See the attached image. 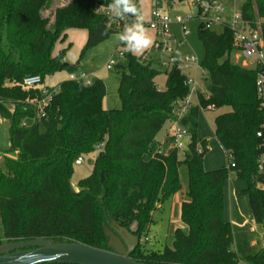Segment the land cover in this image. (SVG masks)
<instances>
[{"label":"trees","instance_id":"16d2710c","mask_svg":"<svg viewBox=\"0 0 264 264\" xmlns=\"http://www.w3.org/2000/svg\"><path fill=\"white\" fill-rule=\"evenodd\" d=\"M176 1L152 0L153 9ZM52 3L0 0V115L11 121L13 154L0 163V244L46 237L110 250L103 226L110 228L108 222L145 240L157 205L183 189L184 170L185 227L175 230L170 246L148 249L145 241L131 257L147 264H240L231 222L224 217V185L229 170L247 181L242 193L250 200L254 223L264 226V188L258 187L264 178L257 169L263 114L257 70L230 58L237 51L232 32L226 28L217 33L202 22L198 26L207 94L199 92L198 102L180 119L191 141L179 158L171 137L163 149L155 142L166 122L178 119L176 112L190 92L187 77L175 67L166 69L165 88H160L156 79L162 71L145 54L123 51L126 65L114 66L120 73V108L104 106L103 80L85 85L68 79L59 84L45 115L38 116L36 104L42 94L39 88H26L24 79L40 75L44 84L48 74L63 68L78 72L82 67L80 60L65 64L66 49L54 54L67 30L88 31L84 53L124 29L95 11L96 4L112 0H70L57 6L50 18L43 12ZM242 10L253 28L260 25L264 39V0H245ZM208 106L228 109L216 117L214 130L228 163L213 170L204 168L200 156L207 154L208 140L198 138L200 110ZM102 142L94 172L75 190L70 181L73 162ZM246 259L264 264V250Z\"/></svg>","mask_w":264,"mask_h":264},{"label":"rangeland","instance_id":"374dc122","mask_svg":"<svg viewBox=\"0 0 264 264\" xmlns=\"http://www.w3.org/2000/svg\"><path fill=\"white\" fill-rule=\"evenodd\" d=\"M69 1L70 0H53L52 6L43 12L44 15L53 18L55 8L59 5L66 4ZM139 2L141 12L145 15V19L151 18V11L153 8L152 0H139ZM159 10L162 14H166L171 17L181 16L185 20L189 13V1L177 0L172 6L166 5L160 7ZM199 24L200 20L197 18L190 19L187 22V26L191 33L186 37V41L183 36L182 24L172 22L169 25V32L172 33L178 42L176 44L177 56L182 57L186 54H195L200 62L204 59L205 48L198 35ZM144 26L154 41V39L157 37L156 30L147 25ZM213 30L217 33H221L223 28L221 26H215ZM119 33L115 32L111 34L107 40L93 48L86 50L84 53H82L84 47L81 46L79 42L80 38L74 37L70 33V38L69 35H67L66 38L62 40V42L67 43L64 59L65 62L69 65H75L83 57H87L85 55L93 54L96 51L94 57L89 61V63H86L85 67L87 70L98 72V74H100L99 76H101L99 78L102 79L108 75L117 77L118 79L120 77V73L115 70V68L108 70L106 65L111 55L107 54V52L111 49V46L114 44V42H118L115 40V36ZM124 48L127 51L125 46ZM143 54L151 57L154 60V67L162 71V74L157 77L156 81L160 88H165L166 75L164 71L166 70V67L160 61L161 54L152 50L151 47L146 49ZM143 54L136 55L140 56ZM166 57L167 55H163V58ZM116 58L117 63L126 65L127 61L124 57L116 53ZM230 58L234 63H237L243 67L251 68L252 66L250 62L246 63L240 58L238 51H233L230 55ZM188 74L191 77H195L200 92L207 94L208 78L205 70L202 67H199L197 70H192ZM70 75L71 72L68 69L63 68L62 70L48 74L45 77L44 85H56L59 82L70 79ZM193 101L194 103L198 102L196 96L193 97ZM225 111H228V109L201 108L200 110L198 119V138L207 139L209 147L207 154L203 157V165L206 170L221 168L227 166L228 163L227 154L214 134L215 119L219 114ZM10 126L11 121L7 117L0 115V163L3 162L6 155H13L9 152L11 144ZM171 126L172 124L167 121L157 135L155 142L156 145L159 143L163 144L165 142L167 132ZM99 151L100 147H95L92 152L82 155V163L77 164L76 162H73L70 181L75 190H80L81 181L89 177L94 172L95 160ZM181 175L183 179V189L170 198L166 199L163 204H160L159 207H157L153 212L154 221L149 227L147 239H145V241L148 240L145 244L146 248L148 249L162 250L165 246H170L173 241L175 230L178 227H185L181 219V203L183 201V197L185 195L184 191L186 189V173L184 170L181 171ZM246 185L247 181L244 178H240L234 170H229V176L224 185V217L226 220L231 222L234 239L233 248L242 259L240 264H250L246 257L264 250V226H257L254 223L250 200L248 196L242 193V189L245 188ZM103 226L105 227V230L107 228L109 229L107 223H104Z\"/></svg>","mask_w":264,"mask_h":264},{"label":"built area","instance_id":"2783aa9c","mask_svg":"<svg viewBox=\"0 0 264 264\" xmlns=\"http://www.w3.org/2000/svg\"><path fill=\"white\" fill-rule=\"evenodd\" d=\"M189 1V13L184 20L181 16L171 17L166 14H162L159 9H152L151 18L145 19V25L156 30L157 37L154 39L151 49L161 54L160 61L166 67L170 69L172 67L177 68L183 74L186 75V84L190 88V92L186 99L183 101L181 107L176 112L178 117L172 123L170 127L169 135L172 138V145L178 150L179 158L184 156V151L191 141V134L180 123V119L184 116L185 112L195 104L193 96H198L200 90L198 88L195 77H191L188 73L192 70H197L201 66V62L195 54H186L179 57L176 55L177 39L169 32V25L172 22H177L183 26V36L186 41V37L191 33L187 26V22L190 19L197 18L203 23L204 27L213 30L215 26H221L223 29H229L232 32L234 44L239 56L246 63L252 64L251 68L257 70L256 78V91L259 100V106L263 114L262 123L257 136L263 140V150L259 154L257 160L258 172L264 178V39L260 25L253 28L250 23L245 19L243 14V4L245 0H188ZM138 9L141 11L139 0H134ZM111 3H98L96 4V13L110 17L112 20L118 22L124 26L125 23L131 21V17H125L124 20L116 18L108 5ZM159 36V37H158ZM161 37V38H160ZM123 57V50L118 49L116 51ZM116 53L113 54L108 62V69L114 68L116 62ZM163 55H167L163 58ZM90 75L84 71L77 73H71L70 79L82 80L85 85H91ZM24 86L26 88H39L42 97L37 101L38 116L45 115L46 107L52 100L53 96L58 93L59 86H44L42 77L40 75H31L24 79ZM198 99V98H197ZM207 108H214L208 106ZM95 147H104V142L97 144ZM83 162V158L79 157L76 160L77 164ZM258 187L264 188V179L258 184Z\"/></svg>","mask_w":264,"mask_h":264},{"label":"water","instance_id":"95a60500","mask_svg":"<svg viewBox=\"0 0 264 264\" xmlns=\"http://www.w3.org/2000/svg\"><path fill=\"white\" fill-rule=\"evenodd\" d=\"M200 156L203 158L205 153ZM108 223L110 250L77 241L57 242L41 237L0 244V264H147L131 257L140 244V237L126 227Z\"/></svg>","mask_w":264,"mask_h":264},{"label":"clouds","instance_id":"9594fccd","mask_svg":"<svg viewBox=\"0 0 264 264\" xmlns=\"http://www.w3.org/2000/svg\"><path fill=\"white\" fill-rule=\"evenodd\" d=\"M108 7L116 18H132L129 23H125L123 31L115 36V40L122 43L127 51L134 55L143 54L152 46L153 39L144 26L145 15L138 9L134 0H112Z\"/></svg>","mask_w":264,"mask_h":264},{"label":"crops","instance_id":"0c3cea01","mask_svg":"<svg viewBox=\"0 0 264 264\" xmlns=\"http://www.w3.org/2000/svg\"><path fill=\"white\" fill-rule=\"evenodd\" d=\"M149 19H146V20H149ZM66 33H67V35H69V38H70V33L74 37H79L80 38V40H79L80 45L83 46V47L85 46V44L87 42V39H88V31L86 29L71 28V29H68ZM66 48H67V43H64L62 41H59L56 44L54 54L57 55L62 49H66ZM118 49L127 52L125 50L124 45L122 43L114 42V44H112V46H111V49L107 52V54H109V55L111 54L109 60L111 59V57L113 56V54ZM93 50H95V49H93ZM94 54H96V51L93 54L85 55L87 57H83L80 60V64L82 66L81 69H80V71H84V72L88 73V75H90L89 77H90V79H91L92 82H94V80H96V79H102V78H99L101 76H99L100 74H98V72H95L93 70H89L88 71L87 68L85 67L86 66V63H89V61L94 57ZM107 65H108V63H107ZM107 65H106V68L108 69ZM80 71H78V72H80ZM102 80L104 81V83L106 85V89H107V92H106L107 94H106V96L104 98V101H105L104 102V106L106 108H108V109H118V108H120L121 107V100L119 98L120 96L118 97V94H119L118 90H119V85H120V77L117 79V77H112L111 75H108V76H105ZM60 83L61 82H59L56 85H50V84L49 85L48 84L47 85H44L43 84V85L44 86H52V87H55V86H59ZM196 97L198 98V96H196ZM169 132H170V129L167 132L166 138L167 137H170ZM165 141H166V139H165ZM164 143L161 144V146H160L161 149H163Z\"/></svg>","mask_w":264,"mask_h":264},{"label":"flooded vegetation","instance_id":"af4514ba","mask_svg":"<svg viewBox=\"0 0 264 264\" xmlns=\"http://www.w3.org/2000/svg\"><path fill=\"white\" fill-rule=\"evenodd\" d=\"M141 239V241H140V243H144L145 242V240H143L142 238H140ZM147 239V238H146ZM146 241H148V240H146ZM140 245V244H139ZM137 249V248H136Z\"/></svg>","mask_w":264,"mask_h":264}]
</instances>
